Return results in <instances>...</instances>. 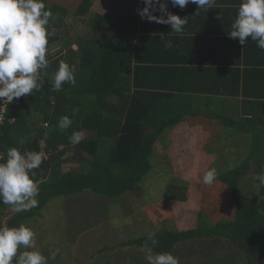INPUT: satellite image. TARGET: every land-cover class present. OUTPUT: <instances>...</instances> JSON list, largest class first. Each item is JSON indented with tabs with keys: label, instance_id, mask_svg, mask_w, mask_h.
Instances as JSON below:
<instances>
[{
	"label": "trees",
	"instance_id": "obj_1",
	"mask_svg": "<svg viewBox=\"0 0 264 264\" xmlns=\"http://www.w3.org/2000/svg\"><path fill=\"white\" fill-rule=\"evenodd\" d=\"M162 2L169 4L170 0ZM92 6V0H82L75 13L86 18ZM144 7L142 2L141 9ZM46 8L55 17L49 24L52 35L46 58L50 65L42 76V88L22 96L21 106L8 110V118L0 125V150L5 152L6 159L9 147L21 152L46 149L49 156L34 170L40 190L36 207L17 212L4 221L11 207L0 203V226L10 228L40 214L54 196L89 189L111 198L136 192L152 169L154 146L166 130L185 116L210 114L206 110L211 104L195 108L196 97L232 93L219 86L218 73L217 80L214 73L210 74L214 68L193 62L190 56L195 41L171 32L170 25L149 22L139 14L112 18L106 11H94L91 20L86 19L90 29L73 39L67 28L68 10ZM167 8L174 14L173 6ZM153 14L161 15L159 11ZM167 42L173 47L166 48ZM60 61L75 66L76 85L65 83L61 91L54 92L52 82ZM261 95L264 97V93ZM65 115L72 124L61 129L59 120ZM73 131L87 133L75 146L69 139ZM263 154L257 161L260 173L264 172ZM76 161L80 163L79 169H65V164ZM248 169L243 163L218 175L232 191L236 208L233 218L213 223L205 219L188 230L159 229L154 232L158 240L154 251L174 255L175 248L186 242L194 244L201 238H211L212 244L206 246L220 253L215 257L221 262L228 258L222 248H227L223 242L226 240L239 249V255L245 256L244 264H264V196L242 192L240 179ZM261 191L264 194V187ZM172 194L173 199L186 198L181 185H176ZM148 237L147 233L131 240L116 235L114 242L104 243L96 252L133 243L143 246ZM148 245L151 246L150 241ZM49 251L46 248L42 252Z\"/></svg>",
	"mask_w": 264,
	"mask_h": 264
},
{
	"label": "rangeland",
	"instance_id": "obj_2",
	"mask_svg": "<svg viewBox=\"0 0 264 264\" xmlns=\"http://www.w3.org/2000/svg\"><path fill=\"white\" fill-rule=\"evenodd\" d=\"M81 1L44 0L46 6L54 7L56 11L64 8L68 10L67 28L73 39L87 33L90 29L87 20H91L94 11L104 12L108 8V14L112 18L128 15L115 11V7L111 6L112 4L115 5L114 3L118 0H107L106 3L104 0H92L93 6L89 16L84 18L75 13ZM134 10L131 9L128 12L129 15H133ZM52 51H55V47ZM83 133L85 136L87 135L85 131ZM169 136L165 134L161 140L156 142L151 156L152 169L140 182V189L136 192H127L119 197L111 198L96 194L89 189L76 194L73 193L70 198L71 195L56 196L48 201L40 214H36L23 222L36 232V245L40 252L50 248L49 253L44 254L47 255L48 264H129V261L131 264H147L145 260L146 249L142 245L133 243L123 248L96 251L100 247H104V243L114 242L115 240L112 239L116 235L133 240L147 233L150 235L159 229H177L178 227L181 229L184 228L183 224L185 223L188 227L196 228L201 222L206 221L205 219L213 223L234 217L235 211H221L228 202V194L232 193L230 189L229 192L226 190L229 187L225 184L223 189L220 188L219 184H214V187H211V191L222 193L220 196L222 202H215L208 197L207 193L200 201V194L195 195L191 189H187L185 192V195L191 198L190 200L177 199L178 197L173 199L172 191L174 192L176 185L179 186L174 182L176 177L183 176L189 170L181 167L174 168V166L180 163L184 166L189 165L195 160L196 152L184 150V148L176 152L174 145L170 144L172 141ZM226 148L228 149L226 155L230 157V149L228 146ZM252 149L258 158L262 157L263 153L262 151L259 152L258 149L264 150V141L258 142L256 140ZM74 163L65 164V169L71 167L79 169V164ZM231 164L233 168L236 161H231ZM249 172H253V170H248L242 178L240 184L242 192L251 196H264L261 191L264 185H260L259 180L256 179L258 175L249 174ZM90 208L92 211H88ZM13 213L15 211L9 209L4 221ZM152 224L159 228L152 226ZM203 241L204 239L201 238L194 244H192L193 242H186L184 246L178 247L177 257L180 259V264H244L245 256L239 255L238 248H233L231 245H227V248L223 246L224 252L229 250L230 257L233 256V258H229V255L225 253L228 258L221 262L215 257H218L220 253H215L210 247L204 245ZM219 246H222L221 242ZM54 249H59V253L53 259L51 252ZM24 250L21 249L20 251ZM153 252L155 253V251ZM224 252L221 253L224 254Z\"/></svg>",
	"mask_w": 264,
	"mask_h": 264
},
{
	"label": "clouds",
	"instance_id": "obj_3",
	"mask_svg": "<svg viewBox=\"0 0 264 264\" xmlns=\"http://www.w3.org/2000/svg\"><path fill=\"white\" fill-rule=\"evenodd\" d=\"M142 2L145 7L137 10L142 19L170 25L171 32L176 34L184 32L188 17L181 18L172 14L162 0ZM170 2L173 7L179 6L181 9L192 3L197 5V10L202 9L206 12L216 6V0H170ZM157 11L161 15L153 14ZM54 19V14L46 8L44 0H0V99L3 101L11 103L14 98L32 95L34 91L42 88V76L47 74L46 70L50 65L46 58L49 37L52 35L49 24L50 20ZM228 36L233 40L238 38L239 44L243 47L250 38L257 43L258 48L264 50V0H241ZM163 38L161 35V39ZM165 47L171 48L173 45L167 42ZM75 73L74 65L60 61L54 73L52 90L61 91L65 83L75 86ZM71 124L70 117L65 115L60 118L58 126L67 129ZM69 139L75 146L85 139V134L82 131H73ZM48 156L46 149L27 152H21L16 147L7 149V159L0 163V203L11 207L10 209L15 211L12 215L16 212L29 211L38 205L37 197L40 190L34 170L38 169ZM216 178V168H208L203 174V183L210 186L214 184ZM256 179L260 185H264V172ZM36 236V232L24 223L11 228L7 225L0 226V264H48V258L37 249ZM148 241L151 246L148 245ZM148 241L143 245L146 249L147 264H180L179 257L171 252H153L158 245L155 233L149 235ZM21 249L25 250L20 251ZM58 253L59 249L52 250L51 258L54 259Z\"/></svg>",
	"mask_w": 264,
	"mask_h": 264
},
{
	"label": "crops",
	"instance_id": "obj_4",
	"mask_svg": "<svg viewBox=\"0 0 264 264\" xmlns=\"http://www.w3.org/2000/svg\"><path fill=\"white\" fill-rule=\"evenodd\" d=\"M106 2L107 0H104V3ZM167 3H169L167 6L172 7L171 2ZM240 3L241 0H216V6L207 12L202 9L197 10V5L192 3L184 9L179 6L174 7L175 15L189 19L180 36L195 41L190 56L193 62L199 61L202 66L214 68L215 70L213 69L210 74L214 73L216 80L215 74H219H217L219 86H225L232 91L230 94L217 93L211 98L207 95H198L194 101L195 108H203L211 104L206 110L210 111V114L185 116L181 122L166 130L172 141L170 144L174 145L176 152L183 148L196 152L195 160L189 165L184 166L180 163L174 166V168L189 169L183 176L176 177L174 182L181 185L185 192L191 189L195 195L200 194V201L207 193L215 202H222L220 201L222 193L211 191V187L219 184L223 189L224 184L227 185L218 178V175L232 167L231 161H236L233 167L246 163L247 167L253 169L249 174H261L257 171L259 159L252 145L256 140L264 141V97H261V93H264V50L258 48L257 43L250 38L243 47L239 44L238 38L233 40L228 36ZM114 4L111 6L115 7V11L124 14H129L131 9H135L134 14H138L137 10L142 8V0H118ZM106 12L109 13L108 8ZM211 100L214 101L213 104L210 103ZM226 146L230 149V157L226 155L228 152ZM258 151L264 153V150L258 149ZM74 164L80 165L79 162ZM213 167L217 170L216 181L210 186L205 185L203 174L206 169ZM244 176L245 174L242 178ZM241 181L242 179L240 183ZM199 184L203 187L201 188ZM229 189L226 190L229 192ZM185 199L191 198L186 195ZM42 209L40 211H43ZM227 210H236L232 193L228 194V202L221 211ZM183 225L184 228L177 229L195 228L188 227L187 223ZM203 239L204 245L212 244L211 238ZM223 242L230 245L226 240ZM177 248H175V256H177ZM227 253L230 257L231 253L228 250Z\"/></svg>",
	"mask_w": 264,
	"mask_h": 264
},
{
	"label": "built area",
	"instance_id": "obj_5",
	"mask_svg": "<svg viewBox=\"0 0 264 264\" xmlns=\"http://www.w3.org/2000/svg\"><path fill=\"white\" fill-rule=\"evenodd\" d=\"M23 97L14 98L11 103H8L6 100L3 101L0 99V125L4 123V121L8 118L7 113L9 109L15 110L22 104ZM12 121V120H10ZM6 160L5 152L0 150V163Z\"/></svg>",
	"mask_w": 264,
	"mask_h": 264
}]
</instances>
